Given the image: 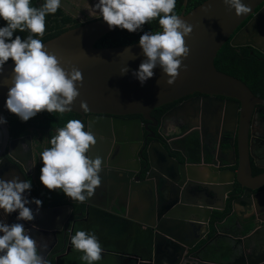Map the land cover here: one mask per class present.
<instances>
[{
  "label": "water",
  "instance_id": "obj_1",
  "mask_svg": "<svg viewBox=\"0 0 264 264\" xmlns=\"http://www.w3.org/2000/svg\"><path fill=\"white\" fill-rule=\"evenodd\" d=\"M73 1H63L61 8L81 26L70 29L44 45L66 69L75 67L82 72L83 86H78L80 96L72 105L73 111L70 113L78 114L83 119H86L87 114L90 116L88 129L98 136L90 155L92 159L97 156L102 158L100 186L114 184L121 187L122 199L129 210L133 204L138 207L140 204L146 206V220H138L137 223L153 233L152 259L146 261L138 255L116 254L114 264H162L158 262L157 254L161 248H164L169 258L172 253L170 249L177 248L179 251V260L170 264L192 263L185 256L193 248L191 245H196L202 237L213 235V232H216L214 239L199 251L200 254L205 253L210 246L218 245L220 238H225L231 242L229 245L241 243L249 246V249L257 246L260 251L249 256L246 264H264V175L254 176V168L264 170V165L260 164L264 163V134L256 132L258 126L264 130V99L257 97L243 81L219 72L215 65L219 52L228 42L233 48H249L264 56V0H243L251 8V12L240 17L223 0H208L189 14L184 11L180 17L193 28L185 41L191 52L184 61L187 71L181 70L173 86L167 84L168 78L159 68L154 69V77L141 86L132 75L145 59L139 43L118 48H97L96 44L114 30H110L103 20L91 17L81 1ZM85 3L94 7L97 0H85ZM71 4L75 6L71 7ZM187 5L188 0H184V7ZM13 67V61L5 65L3 75L0 76V116L6 120L9 111L5 104ZM125 67H128L129 72L121 75L120 72ZM194 94L204 98L184 103L163 120L180 115L188 116L191 112L202 115L203 129L197 125L196 130L183 134L177 142L185 143L196 134L204 146L205 128L211 123H217L220 127L223 116L225 120L229 119L233 135L223 144L227 158L224 165L213 166V162L212 167H203L188 161L183 164L175 160L161 144L155 143L147 148L144 162L145 170L149 171L146 179L141 180L138 175L141 168L138 157L131 155L125 144L139 143L142 147V120L126 121L124 117L138 115L146 121H152L150 115L155 109ZM220 97L226 100H219ZM82 102L87 104L86 111L81 108ZM260 115L263 118L262 124L258 123ZM0 128L8 138V124L0 125ZM222 128L224 132L225 123ZM102 136L106 139L109 136L116 141L115 144H118L122 152L117 155L106 152L107 142L99 139ZM169 144L172 145L173 142ZM14 145L19 147L24 159L13 154ZM10 146L9 157L17 163L12 165L13 169L22 181H27L25 157L33 160L32 140L25 137ZM24 146H27V151ZM110 146L111 143L108 144ZM172 150L176 151L174 148ZM230 156L234 160L232 164L228 160ZM131 159L136 161L135 167H131ZM4 163L10 165L11 162L5 159ZM19 166L24 168L25 173L20 171ZM5 177L6 175L1 174L0 165V178ZM236 186L242 192H237ZM94 196L85 202L69 198L68 210L66 207L48 209L36 215L34 221L20 223L30 232L53 234L56 237V232L62 229L46 226L57 219L58 212H64L67 220L73 211L72 206L96 208L92 203ZM239 208H242L243 213ZM226 212L230 214L222 225H229L223 232L222 225L216 223L215 216ZM245 214L252 215L248 224L243 219L231 223L235 215ZM17 216V213H13L6 217L0 211V220L4 218L7 224L13 219L17 220ZM202 227L206 229L205 235L199 230ZM194 235H198L197 240L187 239V236ZM57 247L58 245H54L52 250ZM107 253L109 252L103 250L104 259ZM44 258L47 261V255ZM61 258L57 259L56 264H60ZM225 259L226 256L217 263L211 257L202 260L201 264H236L231 255L227 261ZM107 264L113 263L109 261Z\"/></svg>",
  "mask_w": 264,
  "mask_h": 264
},
{
  "label": "clouds",
  "instance_id": "obj_2",
  "mask_svg": "<svg viewBox=\"0 0 264 264\" xmlns=\"http://www.w3.org/2000/svg\"><path fill=\"white\" fill-rule=\"evenodd\" d=\"M63 0H43L33 7L32 0H0V76L9 60L14 62L11 83L5 107L26 123L41 112L58 113L61 116L73 111L72 105L80 96L78 86H83L82 72L75 67L70 70L46 50L42 39L46 30V16L55 15ZM89 15L103 20L110 30L143 32L139 46L145 56L139 69L132 75L141 86L155 75L159 68L166 75L167 84L173 86L181 70L187 71L184 61L190 55L186 38L193 28L175 12L177 0H97L90 6L81 0ZM235 14L246 16L251 12L243 0H223ZM158 18L161 28L155 33L144 31V25ZM28 32L22 39L16 33ZM129 72L128 67L121 75ZM87 110V104L81 103ZM7 120L0 116V125ZM99 139H103L100 137ZM51 147L41 152L43 167L40 182L48 190H60L73 201L85 202L95 195L101 185L102 158H91V148L97 144V136L80 120H70L58 128L50 138ZM32 190L31 180L22 181L18 176L0 178V211L7 217L18 213V221L32 222L42 201L28 199ZM35 204V213L29 207ZM71 244L83 253L81 259L87 264L100 261L103 248L94 233L77 231L71 236ZM0 264H47L38 241L25 229L23 223L8 225L0 220Z\"/></svg>",
  "mask_w": 264,
  "mask_h": 264
},
{
  "label": "flooded vegetation",
  "instance_id": "obj_3",
  "mask_svg": "<svg viewBox=\"0 0 264 264\" xmlns=\"http://www.w3.org/2000/svg\"><path fill=\"white\" fill-rule=\"evenodd\" d=\"M65 1V0H63ZM81 0H74L75 2H80ZM42 2H40V5ZM74 4H71V7H74ZM264 7V6H263ZM261 7V8H263ZM260 8V9H261ZM259 9V10H260ZM60 10L63 12V14L69 18H71L76 23L80 24L78 21L73 19L71 15H69L64 9L60 8ZM81 25V24H80ZM255 55H261L260 53L256 54V51L253 52ZM260 60H264V58H260ZM258 96V95H256ZM204 97L200 96L199 94H194L192 96H188L186 98H182L178 101H174L173 103L167 104L165 106H162L160 108L155 109L151 113L152 121H146L141 116H127L124 117V120L126 121H135L138 119L142 120V134H143V143L142 147L139 146V143H135L134 145L131 143H128L130 147H128V144L126 148L129 150L131 155L138 157L139 164L141 165L140 171L138 172L139 177L141 180H145L148 175V169L146 168V163L144 162V158H147V148H149L152 144L159 143L161 144L165 150L169 152V154L178 162L180 163H187V161L190 164H200L205 166H211L214 162V165L221 166L224 165L225 160H227L224 152V146L223 144L227 141L228 137L233 135L232 129L233 126L231 123L225 120L223 116V122L221 121V126L218 127L217 123H211L208 128H205L206 138H205V145H201V141L198 137V135L194 134L192 138H189L185 143L177 142V139L181 137L183 134L194 131L197 128V125L201 129H203L204 125L202 123V115H197L195 112H191L188 114V116H182L174 117L172 119H166L163 120L164 117L172 112L174 109L179 108L184 103L194 100V99H203ZM219 100H226L224 98H219ZM168 108L166 111H163V109ZM45 115L47 112H44ZM43 114H37L40 116H44ZM70 113H66L64 115H69ZM78 115V114H77ZM80 116V115H79ZM89 115L87 114L86 119H83L82 116H80V119H78V116H73L68 118L67 120H80L84 125H86L85 130L88 129V120ZM200 117V119H198ZM262 117L261 115L258 118V123L262 124ZM221 120V115H220ZM67 121V122H68ZM226 124L225 131L223 132V124ZM38 124L34 123V119L31 122V125ZM61 124V123H60ZM63 127L61 125L53 126V128L47 129L46 126H42L40 124V127H28L29 132L26 135L18 136L13 134L10 131L9 128V137L6 138L4 133L2 132L0 128V165H1V174L6 175L5 180L12 178L13 176H20L17 172L13 169V164H17L13 159L9 157L10 152V144L14 143L17 140H20L25 137H30L32 140V153H33V160H30L28 157H25L27 161H25L26 164V179L31 180L32 182V190L30 195L28 194V199L31 201L33 198L39 199L42 201V207L39 209V214L42 211L48 210V209H64L65 207L70 208L69 204V198H67L62 191L60 190H48L46 189L42 183L40 182V169L43 167L42 161H41V152L48 147H51L49 141L52 136L56 134V130L58 128ZM19 132V131H16ZM256 132L261 134V132H264L262 128H259V126L256 128ZM37 134V135H36ZM98 137V136H97ZM104 141L107 142V151L111 154L114 152V155H117L122 152V149L116 145L109 136L107 139L102 136ZM115 139V135L113 136ZM198 140L200 145V152L199 157L197 158V161H195V157L192 154L191 149L193 148V141ZM173 142L172 145L169 143ZM111 143V146L108 147V144ZM172 148L176 149V151L172 150ZM24 150L27 151V146H24ZM184 151V153H183ZM108 153V154H109ZM13 154L19 158L22 157L24 159L22 152L19 150V147L17 145H14ZM109 154V155H110ZM8 159L11 163L10 165H7V163H4V160ZM230 164L234 163L233 158L230 156L228 158ZM131 167L136 166V161L131 159ZM264 165V163H260ZM20 167V171L24 172V168ZM110 170V169H109ZM264 175V170H257L254 168V176H262ZM235 190L237 192L242 190H239V188L236 186ZM96 196H94V199L92 200V203L96 206L90 207L88 209L85 205H75L73 207V211L70 214L69 219H65L64 212H58V217L54 221V219L46 226L51 228H61L62 230L60 232H56V237L53 234H40L36 232H30L32 237L38 241V252L42 251L43 256L47 255V263L48 264H56V261L58 258L62 257L60 259V264H84L81 257L83 255L82 252L74 250L72 244H71V236L74 235L77 231H82L83 228H80L81 224H92V232L96 235L98 240H102V236H105L106 231L104 229L98 228L97 220L92 217V209H98L100 211H103L107 214L114 215L116 217H120V219L128 222L126 228L117 236H114L110 242L116 244V247L118 250L117 252H111L110 249L105 247H111V245H101L103 250H105L107 253L106 258H102L100 261L95 262V264H107V262H112L113 264L116 262V254H125V255H138L143 260H150L152 259V255L150 258L146 255V247L145 245H142V239L143 234L140 231H152L148 228L143 227L142 225L138 224V220H146V206L143 204H140V207L137 206V204H133L132 207L129 210V206L123 201V197L121 195V187L118 188L116 185L111 184L108 186H100L96 189L95 192ZM29 207L33 210L35 213L36 211V205L30 204ZM78 207H81L82 210L79 211L77 209ZM60 211V210H59ZM18 214V213H17ZM230 214V213H229ZM226 215L223 220L220 222L216 221L218 225H222L224 221H226L227 216ZM237 218L234 217L231 223H235L240 219V215L237 216ZM4 221V218H2ZM65 219V220H64ZM119 219V218H118ZM214 219V215H213ZM64 220V221H63ZM62 221V222H61ZM245 221V220H244ZM22 222L18 220H11L8 225ZM240 222V221H239ZM247 224L250 222L249 220L245 221ZM243 224V222H242ZM229 225V224H227ZM222 225V229L225 230L228 226ZM247 226V225H246ZM129 227V228H128ZM193 230H195L194 227ZM201 233L203 235L206 234V229L204 227L199 228ZM260 228H258V231ZM257 231V230H256ZM212 232V224L210 225V233ZM153 234V233H152ZM213 235L209 234L205 238L202 237V240L199 241L196 245H191L193 248L190 250V252L185 255L187 258L191 259L190 262L201 264L202 260H207L211 257L218 263L221 262L222 259L225 258V261H227V258L229 255L232 256L233 260L236 264H246L249 260V256L254 255L255 253H258L260 250L257 246L253 249H249L247 245H243L241 243H233L232 245H220L219 242H217L219 245H212L209 248H207L206 252L199 253L201 249H203L211 240L214 239L216 233H212ZM200 237V236H199ZM58 239V241H57ZM197 238H194V240H197ZM201 239V238H200ZM225 239V238H224ZM227 240V239H225ZM102 242V241H100ZM231 243V242H229ZM54 245H58L57 248L52 250ZM154 246V244L152 245ZM160 246V245H159ZM52 250V251H51ZM171 250V258H169L168 255H165L164 248H161L157 251L158 254V262L162 264H170L175 263L179 260V257L177 253L179 251L177 248H172ZM51 251V252H50ZM114 253V254H112ZM112 254V255H111ZM154 255V253H153ZM256 255V254H255ZM210 261V260H209ZM224 261V262H225Z\"/></svg>",
  "mask_w": 264,
  "mask_h": 264
},
{
  "label": "trees",
  "instance_id": "obj_4",
  "mask_svg": "<svg viewBox=\"0 0 264 264\" xmlns=\"http://www.w3.org/2000/svg\"><path fill=\"white\" fill-rule=\"evenodd\" d=\"M206 1L208 0H188V5L185 8L184 0H177L175 12L179 16L182 15L184 11H186V14H189L191 11L198 8ZM40 2L43 3V0H32L31 6L39 7ZM4 24L5 22L0 20V26H3ZM80 26V24L76 23L71 18L65 16L63 12L59 9L55 15L46 16V30L44 36L42 38H34L42 39V42L44 44L68 32L70 29H75ZM160 30L161 28L158 23V18L156 20L151 21L149 24L144 25V31L146 32L155 33ZM16 35H20L22 39H25L29 35V33L17 32ZM141 35H143V32L129 33L127 30H120L117 28L114 31L110 32L108 35H106L103 39H101L96 44V47L101 49H107L135 45L139 43ZM253 52L254 51L249 48H233L230 45V42H228L219 52L215 61V65L219 72L233 76L243 81L249 86V88H251L255 95H258L257 97L264 99V60H260V58H264V56L255 54L254 56H252ZM257 53L258 52H256V54ZM10 62L12 61L9 60L8 63ZM167 109L168 108H165L163 109V111H166ZM43 113L44 112H41L39 114ZM47 114L49 115H45L44 113L43 117L37 115L33 119L34 123H39V125H31L33 119L24 123L16 115L11 114L9 112L7 114V124L13 134L23 136L28 134V127H40V124H42V126H46L47 129L53 128V126L61 124L64 127L67 124L68 118L78 116V119H80V116L75 113H70L69 115L62 116L58 113ZM191 151L196 159L195 161H197L200 152V145L197 139L193 141V148L191 149ZM77 209H79V211L82 210L81 207H78ZM91 211L93 219L95 218V220H97L98 228H102L106 231L105 236H102L101 238V241L104 244L110 242L114 236L119 235L124 230V228L128 226V222L120 219V217L107 214L98 209H92ZM228 212H226V214H217L215 216V221L223 220V218L228 214ZM92 226V224H81L80 228H83L82 231H85L86 233H91L93 230ZM140 232L143 234V239L141 243L142 245H145L146 255L148 258H150L151 249L153 245V234L149 230L146 232Z\"/></svg>",
  "mask_w": 264,
  "mask_h": 264
},
{
  "label": "crops",
  "instance_id": "obj_5",
  "mask_svg": "<svg viewBox=\"0 0 264 264\" xmlns=\"http://www.w3.org/2000/svg\"><path fill=\"white\" fill-rule=\"evenodd\" d=\"M261 134H264V132H261ZM238 210H239L241 213H243L242 208H239ZM238 216H239V215H238ZM251 216H252L251 214H248V215L245 214V216H244V215H243V216H240V219H243V221H244V220L247 221V220H249V218H250ZM235 218H237L236 215H235ZM225 231H226V230H224L223 232H225ZM215 233H216V232H215ZM196 234H197V233H196ZM197 236H198V235L187 236V237H188L187 239H189V240H194V238H196ZM243 239H244V238H243ZM199 241H200V239L196 242V244L199 243ZM226 241H228V242H225L226 245L229 244L230 241H229V240H226ZM219 244H220V245H225V244H223V242H219ZM219 244H218V245H219ZM153 253H154V246H152V249H151V255H152V257L154 256ZM164 253H165V252H164ZM165 255H167V254L165 253ZM188 264H198V263H193V262H192V263H188Z\"/></svg>",
  "mask_w": 264,
  "mask_h": 264
},
{
  "label": "rangeland",
  "instance_id": "obj_6",
  "mask_svg": "<svg viewBox=\"0 0 264 264\" xmlns=\"http://www.w3.org/2000/svg\"><path fill=\"white\" fill-rule=\"evenodd\" d=\"M101 240H99V243L101 244V245H111V247H105V248H108V249H110L111 250V252H117L116 250H118V248L116 247V244H114V243H112V242H108V243H106V244H104L103 242H100ZM218 242H223V244H225L226 245V243L225 242H228V241H226L224 238H220L219 240H218ZM84 264H87V262L85 261V262H83Z\"/></svg>",
  "mask_w": 264,
  "mask_h": 264
}]
</instances>
